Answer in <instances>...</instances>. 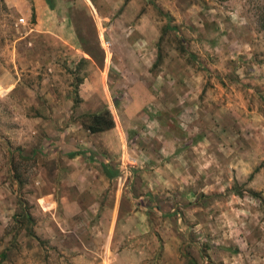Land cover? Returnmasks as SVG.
<instances>
[{
  "label": "rangeland",
  "instance_id": "1",
  "mask_svg": "<svg viewBox=\"0 0 264 264\" xmlns=\"http://www.w3.org/2000/svg\"><path fill=\"white\" fill-rule=\"evenodd\" d=\"M35 1L0 0V48L22 49L14 92L24 94L6 99L1 94L9 84L0 85V264H264V0H40L47 10L37 22ZM0 77L6 81L7 71ZM152 95L169 107L159 113L166 125L187 118L178 113L181 97L187 105H226L219 111L224 117L247 115L240 142L252 149L248 177L256 192L237 202L205 197L189 209L198 196L183 195V180L137 174L124 161L119 167L129 175L106 182V189L114 188L126 218L143 227L135 237L126 231L120 258L109 261L106 241L92 242L73 223L84 218L80 213L57 229L59 236L35 237L29 193L39 165L44 182L60 191L54 169L61 162L47 154L38 160L25 134L12 132L11 140L6 126H24L39 113L62 125L82 124L106 108L129 132ZM191 183L198 191L200 182ZM241 189L231 184V191ZM88 215L98 223L113 213ZM61 216L58 210L55 219Z\"/></svg>",
  "mask_w": 264,
  "mask_h": 264
},
{
  "label": "crops",
  "instance_id": "2",
  "mask_svg": "<svg viewBox=\"0 0 264 264\" xmlns=\"http://www.w3.org/2000/svg\"><path fill=\"white\" fill-rule=\"evenodd\" d=\"M33 6L37 22L47 7L40 0H36ZM21 50L13 45L0 48V51L7 53L5 62L0 59V70L8 73L6 81L0 77V85L8 83L11 87L1 94L6 99L21 98L24 95L22 92H14L15 86L17 88L19 85L18 77L15 79V76H19L21 73L18 72L23 70L22 65L18 67L23 61L16 56ZM181 99L184 101L178 113L187 116L181 123L172 120H169L172 125L162 123L159 113L169 111V107L159 103V99L152 95V99L140 108L138 118L131 122L130 128L133 131L130 133L124 124L117 125L114 122V127L109 130L89 133L81 124L62 125L48 120L40 113L34 120L26 119L28 122L24 121V126L8 124L5 131L9 133L10 139H14L10 134L12 132L24 133L23 137L28 138L29 146L32 143L31 146L39 150L38 160L42 154H47L61 162L54 169L60 187L58 192L41 178L43 167L39 165V180L35 181V187L29 193L38 216L33 226V235L42 238L59 236L57 229H64L65 221L69 222L66 226L70 227L69 216L80 213L84 218L73 223L84 229V235L91 237L92 242L97 238L106 241L109 261L120 258L122 248L119 246L123 243L126 231L129 230L130 235L135 237L143 227V223L126 218V203L122 199L118 201L114 188L106 189V182L119 178V164L124 161L134 165L137 174L156 176L164 182L171 177L183 180V195L198 196V200L188 206L189 209L201 207L199 199L205 197H214V201L220 203H226L228 195L231 197L230 202H237V198L244 200L245 197H251V193L256 192L252 187L253 180L248 177L254 168L252 149L240 142L242 136L247 134L241 128L249 126L248 116L234 114L230 118L229 115L224 117L219 111H228L226 105L222 109L212 104L200 107L199 104L187 105L188 99L185 97ZM193 109L198 110L195 118H192ZM128 133L131 135L129 143L133 147V156L128 152ZM193 181L200 182L198 191L191 189ZM233 183L243 186L242 192L231 191ZM260 196L264 200V192ZM58 210L62 216L55 219ZM98 210L110 211L113 216L106 222L98 223L86 219L87 216L91 217L88 212L94 214ZM196 218L189 219L193 220L189 224L195 226ZM59 232H63V236L70 234V231L65 230ZM235 246L240 251V247ZM246 254L250 255H242Z\"/></svg>",
  "mask_w": 264,
  "mask_h": 264
},
{
  "label": "trees",
  "instance_id": "3",
  "mask_svg": "<svg viewBox=\"0 0 264 264\" xmlns=\"http://www.w3.org/2000/svg\"><path fill=\"white\" fill-rule=\"evenodd\" d=\"M81 125L89 133H97L111 129L113 127V120L108 109L104 108L101 112L91 114L89 121L82 123Z\"/></svg>",
  "mask_w": 264,
  "mask_h": 264
},
{
  "label": "built area",
  "instance_id": "4",
  "mask_svg": "<svg viewBox=\"0 0 264 264\" xmlns=\"http://www.w3.org/2000/svg\"><path fill=\"white\" fill-rule=\"evenodd\" d=\"M22 21V19H20V22ZM120 173H119V178H123L124 176H126L127 175V173H128V171H127V169H125V167H122V169H120V171H119ZM124 179V178H123Z\"/></svg>",
  "mask_w": 264,
  "mask_h": 264
}]
</instances>
